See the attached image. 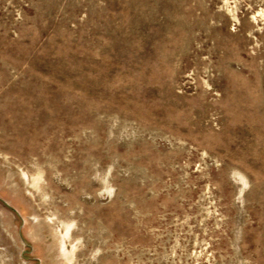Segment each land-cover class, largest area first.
<instances>
[{"label":"rangeland","instance_id":"1","mask_svg":"<svg viewBox=\"0 0 264 264\" xmlns=\"http://www.w3.org/2000/svg\"><path fill=\"white\" fill-rule=\"evenodd\" d=\"M0 264H264V0H0Z\"/></svg>","mask_w":264,"mask_h":264},{"label":"bare ground","instance_id":"2","mask_svg":"<svg viewBox=\"0 0 264 264\" xmlns=\"http://www.w3.org/2000/svg\"><path fill=\"white\" fill-rule=\"evenodd\" d=\"M65 254V253H64ZM66 255V254H65Z\"/></svg>","mask_w":264,"mask_h":264}]
</instances>
